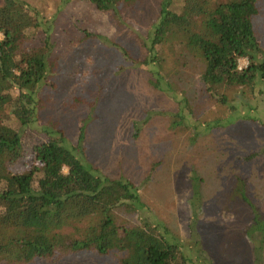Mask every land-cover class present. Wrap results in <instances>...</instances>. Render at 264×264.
<instances>
[{"label": "trees", "instance_id": "16d2710c", "mask_svg": "<svg viewBox=\"0 0 264 264\" xmlns=\"http://www.w3.org/2000/svg\"><path fill=\"white\" fill-rule=\"evenodd\" d=\"M69 1L0 0V264L53 260L81 250L123 252L120 264H199L198 248L173 237L165 224L119 221L118 213L138 208L136 183L86 164L84 128L70 144L60 119L52 117L51 107L60 100V38L66 41L63 31L75 27L63 19L62 4ZM86 1L117 12L121 5L143 0ZM259 3L163 0L142 39L146 54L134 58L124 53L148 70L157 88L193 60L201 69L200 88L234 108V89L264 96V46L254 25ZM80 34L81 39L96 36L83 28ZM241 56L249 64L239 71ZM164 65L171 66L169 74L160 70ZM86 89L83 100L96 103L95 89ZM69 97L76 101L73 92ZM184 119H190V111ZM37 122L41 129L32 127Z\"/></svg>", "mask_w": 264, "mask_h": 264}, {"label": "rangeland", "instance_id": "374dc122", "mask_svg": "<svg viewBox=\"0 0 264 264\" xmlns=\"http://www.w3.org/2000/svg\"><path fill=\"white\" fill-rule=\"evenodd\" d=\"M162 1L124 4L117 12L86 0L62 4L64 21L75 27L63 31L66 41L60 38V100L52 117L60 119L69 143L84 128L86 164L136 183L138 208L118 213L119 221L165 224L173 237L198 248L199 264H264V96L234 89L231 108L200 88L201 69L193 60L169 75L175 85L157 88L124 50L134 58L146 54L142 39ZM259 7L254 25L264 46V0ZM81 28L96 36L81 39ZM160 70L169 74L171 66ZM88 87L98 94L96 103L83 100ZM122 253L81 250L12 264H120Z\"/></svg>", "mask_w": 264, "mask_h": 264}, {"label": "built area", "instance_id": "2783aa9c", "mask_svg": "<svg viewBox=\"0 0 264 264\" xmlns=\"http://www.w3.org/2000/svg\"><path fill=\"white\" fill-rule=\"evenodd\" d=\"M249 64V59L246 56H241L239 57L237 64H236V68L237 70H242L245 67H247Z\"/></svg>", "mask_w": 264, "mask_h": 264}]
</instances>
